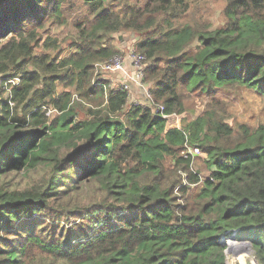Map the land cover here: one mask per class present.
Wrapping results in <instances>:
<instances>
[{
	"label": "trees",
	"instance_id": "obj_1",
	"mask_svg": "<svg viewBox=\"0 0 264 264\" xmlns=\"http://www.w3.org/2000/svg\"><path fill=\"white\" fill-rule=\"evenodd\" d=\"M71 1L0 0V72L21 77L13 105L0 91V264H228L222 238L234 230L264 264V122L230 123L218 101L182 129L146 104L122 118L127 87L94 78V63L118 51L109 35L131 30L168 114L186 110L182 88L264 95V0H226L213 30L175 22L170 13L194 0H81L90 15L75 24V50L36 54L37 29ZM85 98L93 108L78 118ZM186 134L208 156L205 179L182 153ZM166 157L201 183L193 195ZM45 169L40 187L12 183Z\"/></svg>",
	"mask_w": 264,
	"mask_h": 264
},
{
	"label": "rangeland",
	"instance_id": "obj_2",
	"mask_svg": "<svg viewBox=\"0 0 264 264\" xmlns=\"http://www.w3.org/2000/svg\"><path fill=\"white\" fill-rule=\"evenodd\" d=\"M131 1L133 2L135 0ZM143 1L144 0H140V2ZM226 4V0H194L190 2L188 6L182 5L170 14L175 17V22L177 24L190 23L197 30H213L225 23L224 9ZM63 11L64 14L62 16H58L56 12H54L53 15L48 17L47 21L44 23V27L37 29L42 36L41 43L43 45L40 44L36 47V54H46L50 58L57 60L71 54L75 50L78 40V30L75 24L90 15L89 9L81 0H74L69 4H65L63 6ZM63 20H66V22L63 23ZM109 37L118 51L111 59L94 63V78L104 80L109 88L123 86L127 87L128 91L133 93L134 86L136 88L135 82L127 77L125 78L121 71L106 70L104 64L112 61L114 58H119L122 59V62L125 64L129 73L135 74L136 67L134 66L132 56L133 53H141L137 49V42L140 39V35L131 30H123L110 34ZM53 39L57 40L58 48L45 45L46 40L49 42V40ZM150 62V59L145 57L142 60V68L144 72L143 79L150 85V89L152 90L156 78L152 76L150 79H147L146 76L148 73L145 72L146 68L150 65ZM62 89L63 87L60 86L59 91ZM180 95L186 110L182 114L174 116L169 124H176L177 122L181 125L186 124L201 115L204 110L215 101H218L216 105L222 106L227 110V120L230 123H248L251 126H256L257 124L264 122V95L258 94L246 87L238 89H221L217 91L215 95L216 98L207 95H200L196 92H190L184 88L180 89ZM0 98H4L2 92H0ZM74 99L77 100L74 103L79 102L77 97ZM81 103L82 105L78 104L76 106L78 118L86 117L88 115L87 110L93 108L91 99L85 98ZM132 104L147 105V101L143 94L142 96L136 95L135 97L130 98L128 104L120 113L122 118H124ZM151 107L156 108V105L152 104ZM53 116L54 114L50 115L51 119L56 117ZM165 165L168 170L175 171L178 175L177 178L183 183L188 182L185 173L188 174L189 178V170L188 172H185L182 169L178 170L171 157H166ZM193 169L203 179L210 174L207 154L203 153L193 159ZM46 174H49L47 169L40 172L32 171L29 174H19L17 178H12V183H20L19 188L22 189L37 188L41 186V180ZM8 180L10 181L11 178ZM200 184L201 183L189 184V186H191L190 195H193L200 188H198ZM176 194L179 195L177 191ZM179 198H181V195ZM179 202H183V199H180ZM83 205H89L86 199L83 200ZM63 217L64 216H60L59 219L54 222L58 224L66 223L67 225H73L74 223L80 222V219L77 216H69L68 218ZM61 218L62 222L59 221ZM239 243L240 242L238 241L236 245L237 247L235 246L238 249L236 256L229 252V255L226 254L228 264H259L255 257L252 245L238 246L240 245Z\"/></svg>",
	"mask_w": 264,
	"mask_h": 264
},
{
	"label": "built area",
	"instance_id": "obj_3",
	"mask_svg": "<svg viewBox=\"0 0 264 264\" xmlns=\"http://www.w3.org/2000/svg\"><path fill=\"white\" fill-rule=\"evenodd\" d=\"M145 58V56L141 53H133L132 56V60L134 63V66L136 67V72L135 74H130L129 71L126 69L125 64L122 62V59L119 58H114L112 61L107 62L104 64V68L106 70H110V71H121L124 74V77L131 79L132 81L135 82L136 84V88H137V93H142L143 96L145 97V100L147 101V105H149L151 107L152 104L156 105V108H152L153 111L161 114L163 117L168 119V124L170 123L171 119L174 118V116H176L177 112H172L171 114H168L165 110V105L161 104V103H156L155 99L153 98L151 89H150V85L147 84L144 81V72H143V68H142V60ZM100 79V78H99ZM102 80V79H100ZM21 82V77L20 75H11L10 72L4 73V72H0V91L4 90L5 91V97L9 98L10 100V104L13 105V101L12 99V89L16 86H18ZM107 89V88H106ZM135 91L133 93L129 92V99L135 97ZM77 96H74V98ZM51 112H55L57 110L52 109L47 107ZM170 126H174L177 128L182 129L183 125H181L179 122H177L176 124H169ZM186 141L184 144V149L182 151V153L184 154L185 157H191V169L193 171H195L193 169V159L196 158L198 155H201L202 151L201 148L198 145H193L190 143V141L188 140V134H186ZM186 178H187V173H185ZM202 178V177H201ZM203 179V178H202ZM186 184V183H184ZM238 234V230H234L230 233H227L225 236H223L222 238V243H226L227 245L225 246V252L227 255L228 251L230 249V247H232L235 250H238L236 247L237 242L239 241L240 245L238 246H251V243H249V240H244V239H239L237 237ZM242 244V245H241ZM236 246V247H235Z\"/></svg>",
	"mask_w": 264,
	"mask_h": 264
},
{
	"label": "water",
	"instance_id": "obj_4",
	"mask_svg": "<svg viewBox=\"0 0 264 264\" xmlns=\"http://www.w3.org/2000/svg\"><path fill=\"white\" fill-rule=\"evenodd\" d=\"M250 243V242H249ZM224 246H226L227 244L226 243H224L223 244ZM229 253H231V254H233L234 256H236L237 255V252H238V250H235V249H233L232 247H230V249H229V251H228Z\"/></svg>",
	"mask_w": 264,
	"mask_h": 264
},
{
	"label": "crops",
	"instance_id": "obj_5",
	"mask_svg": "<svg viewBox=\"0 0 264 264\" xmlns=\"http://www.w3.org/2000/svg\"><path fill=\"white\" fill-rule=\"evenodd\" d=\"M134 91H135V96L137 95V96H142V94H140V93H137L138 91H137V88H135V86H134V89H133Z\"/></svg>",
	"mask_w": 264,
	"mask_h": 264
}]
</instances>
